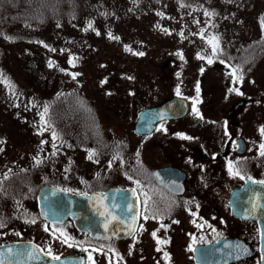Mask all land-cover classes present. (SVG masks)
I'll return each mask as SVG.
<instances>
[{"label": "flooded vegetation", "instance_id": "flooded-vegetation-1", "mask_svg": "<svg viewBox=\"0 0 264 264\" xmlns=\"http://www.w3.org/2000/svg\"><path fill=\"white\" fill-rule=\"evenodd\" d=\"M223 69L229 72L227 65ZM82 92L85 91H78V95ZM86 92L84 96L88 98ZM66 93L73 95L69 90ZM173 96L178 94L144 106L147 101L137 98L139 109L132 125L136 138L133 150L78 147L84 146L82 142L73 146L76 148L61 149L57 139L56 148L28 152L32 156L26 164L23 163L26 153L11 154L15 158L10 161L18 168L24 164L26 170H31L30 163H34L36 169L28 172L25 180L36 181L37 186L31 187L26 196L24 193L6 199L12 204V211L0 212L3 223L0 254L5 263L20 264L27 252L40 249L53 257L79 251L96 253V259L90 257L89 263L96 262L99 252H103L106 264H126L130 259L120 253L132 248L136 250L135 264H174L177 239L184 237L183 247L188 248L193 264H197L192 258L196 245H211L209 249L198 250V258L203 260L199 264H260L264 243L261 240L264 183L258 182L264 181V155H261L264 128L259 127L260 134H205L201 125L199 132L190 133L187 119L193 107L185 95L178 97L187 99L189 109L180 117H169L164 109L158 115L141 114L145 108L159 106ZM260 101L259 95L250 103L263 104ZM238 104L233 105L232 113ZM237 170L239 175H234ZM216 172H223V180L214 179ZM43 185L75 194L119 191L104 200V224L110 229L116 224L124 230L132 225V233L121 238H96L88 229H79L73 217L63 213L66 207L57 205L53 197L46 199L52 212L42 214L38 194ZM149 243L152 249L146 259ZM17 252L22 254L15 255ZM226 252L230 253V259L220 263L227 257Z\"/></svg>", "mask_w": 264, "mask_h": 264}, {"label": "rangeland", "instance_id": "rangeland-1", "mask_svg": "<svg viewBox=\"0 0 264 264\" xmlns=\"http://www.w3.org/2000/svg\"><path fill=\"white\" fill-rule=\"evenodd\" d=\"M205 1L210 5L205 6ZM197 3L203 6L195 8V11L199 12L196 15L203 16L205 19H213L212 24L215 22L216 31H218L219 25L217 20H229L223 23L226 25V30L222 39L214 40L211 37V34H215L214 30L204 29L205 20L196 25L195 19L190 21L189 28L181 27L179 32L173 31V27H169L171 34L164 38H161L162 34L160 37L157 34L151 36L144 34L137 38L139 35L135 33V36H132L127 30L125 33L130 35L128 40L131 51L120 52L121 47L119 49L118 47L116 49L108 47L104 37L95 38L93 43H96L97 46H92L91 50L96 49L98 52L87 60V66L83 64L85 57L79 55L77 45L70 47L75 50L74 53H71L68 44L63 42L58 45L56 43L59 41L58 37L51 39L47 36L49 39L44 41L56 46H54L55 48L51 47L50 50L47 49L48 44L45 43L46 45L43 46L45 49H42V53L49 57V61L44 60L45 56H42V62L39 61L38 65H44L43 68L33 71L35 82L37 81L36 76L41 79L36 82L33 89L27 90L25 87H20L18 94L21 98V93L27 92L34 98H38V91H40L42 83L50 97L54 95L51 92L55 89L63 91L73 89V93L87 91L90 99L89 103L83 101L80 104H84L81 106L83 114L80 116V121L88 118L86 126L88 124V130L91 129L89 132L92 137L90 138L83 132L87 128L85 127L71 135L57 131L55 137L53 133H43L44 136L36 133L31 136L32 141L30 142L24 135V131L18 132L12 127L14 132L8 135L6 129L3 128L5 130L0 131V144L4 147L0 150V157L11 154L20 155L21 152H24L26 154L23 163L26 164L32 156L30 155L31 150L56 148L54 140L57 139L60 140L61 145L58 147L61 149L76 148L73 146L82 142L84 146L78 147H97L112 151L133 150L136 138L132 132V125L135 111L139 109L137 98L147 101L142 104L144 106L158 98L174 94L185 95L190 99L192 104L190 106L193 107L187 119L190 123V133L199 132L202 125L204 127L201 132L205 134L219 132L240 135L260 134L259 127L264 128V29L260 22L261 14L264 12V0H201ZM77 9L83 8L77 6ZM205 12L210 15H205ZM108 23L109 20L106 21V24ZM171 24L166 23V25ZM133 26L135 27L136 24L133 23ZM142 26L140 24L138 27ZM0 31L4 32L1 28ZM200 32L205 35V39L199 34ZM254 40H258V48L254 52L245 53L244 59L249 62L243 63L244 69L238 67L236 72L232 61L237 59L235 54L239 51L234 50L238 45L246 46ZM0 41L5 40L0 37ZM215 44L220 45L219 52H226L228 58L216 55L219 52L213 53ZM16 50L22 51L20 47H17ZM110 50L118 51L119 57L112 59L113 56L116 57V53L110 54ZM9 51L8 54H11L9 62L16 70L22 69L24 72V68L27 67L26 63L29 62L18 60L15 57L14 46H11ZM86 51L91 52L90 49ZM137 53H143V55ZM209 59L212 60V63L208 62ZM50 63L51 67L48 65ZM226 65L229 67V72L223 69ZM76 73L79 75H74ZM16 74L19 72L16 71ZM19 78L17 81L21 83ZM230 89H238L239 93L230 91ZM259 95L262 96L260 102L263 104L250 103L252 98L256 99ZM240 101H243V104H239L237 110L232 113L233 105ZM209 119L210 121H207ZM4 122L6 120L0 118V129ZM35 124L37 123L35 122ZM33 157L35 156L33 155ZM113 163L111 161V164ZM24 164H22V168L25 173L22 175L25 177L28 172L29 174L31 171L33 173L36 168L34 163H30L31 170H26ZM213 177L223 180V172H216ZM28 183L27 188L21 190L17 195L26 193V196L31 187L36 189V181L35 183L28 181ZM8 198L10 197L6 199ZM4 202L5 204L0 206V212L12 211V204H8L7 200ZM182 239L184 237L177 239L172 258L174 264H193L189 258L188 248L183 247V243L185 244L186 241ZM151 249L149 243L148 249H146L148 253L146 259L149 258ZM133 250L131 248L128 252L120 253L121 256H127L130 259L126 264H135L136 250ZM103 257V252H99V259L90 264H106Z\"/></svg>", "mask_w": 264, "mask_h": 264}, {"label": "trees", "instance_id": "trees-1", "mask_svg": "<svg viewBox=\"0 0 264 264\" xmlns=\"http://www.w3.org/2000/svg\"><path fill=\"white\" fill-rule=\"evenodd\" d=\"M198 1L201 0H0V28L4 31H0V37L5 40L0 41V118L6 120L0 131L6 129L8 135L13 134L12 127H14L18 132L24 131V135L31 142V136L35 133L50 134L58 131L71 135L88 126V124L86 126L87 117L84 121H80V116L83 114L81 106L84 105L80 104L83 99L89 98H85V92H82L81 96L78 92L69 96L72 93H66L68 90L55 89L51 92L54 95L50 97L42 83L38 98L35 100H33L34 96L27 92L21 93V98L18 94L20 87H25L27 90L33 89L36 82L41 79L36 76L37 81L35 82L33 71L43 68L44 65H38L39 61L42 62V56H45L44 60L49 61V57L42 53V49H45L43 46L48 44V50L56 46L44 41L49 39L47 36L51 39L58 37L59 41L56 42L58 45L63 42L68 44L71 53L75 50L70 47L77 45L79 55L85 57L83 64L87 66V60L98 52L96 49L91 50L92 46H97L93 43V39L98 37H104L108 47L115 49L121 47L120 52H129L127 49L130 48L128 40L130 35L135 36L136 33L139 35L137 38H140L144 34L148 36L157 34L158 37L162 34L161 38H164L171 34L169 27L179 32L181 27L189 28L190 21L195 19L196 25L205 20L204 29L208 28L215 32L211 34V37L222 39L226 30V25L223 23L229 20H217L219 25L216 31L217 26L215 22L212 24L213 19H205L203 16L196 15L199 12H196L195 8L203 6L198 4ZM204 4L205 6L210 5L206 1ZM77 6L83 9L78 10ZM108 20L109 23L106 24ZM260 22L264 29V12L261 14ZM117 23L119 25H116ZM133 23L136 24L135 27ZM166 23L172 24L166 25ZM140 24L143 25L141 28H139ZM127 30L130 35H126ZM109 33L111 37L119 39L111 38ZM202 38L205 39V35H202ZM258 45V40L246 46L238 45L234 50L239 51L235 54L237 57L235 64L244 69L243 63L249 62L244 59L245 53L254 52ZM11 46H14V52L16 51L14 55L18 60L29 62L26 63L27 67L24 68V72L22 69L16 70L9 62L11 54L8 53ZM17 47H20L22 51H17ZM87 49L91 52L86 51ZM117 52L110 50V54L116 53V57L113 56L112 59L119 57ZM216 55L228 56L226 52H219ZM28 57L30 59H27ZM16 71L19 74H16ZM18 77L21 83L17 81ZM69 91L72 92V90ZM45 107L48 109L47 113H44ZM42 113L44 114L43 119L41 118ZM90 130L87 127L83 132L91 138ZM3 147L0 144V150ZM11 158L15 157L9 155L0 157V206L5 204L4 200L7 197L16 196L29 184L22 175L25 173L24 168H18L16 163L10 161Z\"/></svg>", "mask_w": 264, "mask_h": 264}, {"label": "water", "instance_id": "water-1", "mask_svg": "<svg viewBox=\"0 0 264 264\" xmlns=\"http://www.w3.org/2000/svg\"><path fill=\"white\" fill-rule=\"evenodd\" d=\"M241 103V102H240ZM239 103V104H240ZM162 109L168 110L169 117H177L184 114L189 109L188 101L182 97H173L167 102L154 107H149L144 109L141 114H149L156 113L162 114ZM156 117V116H155ZM162 117V116H161ZM159 118V117H158ZM155 118V119H158ZM240 191V190H239ZM238 191V192H239ZM117 190H108L102 193H90L87 195L82 194H74L67 190H62L56 187L51 186H41L39 191V207L40 212H52L51 205L49 201H46L47 198L53 197L57 200V205L61 207H66V210L63 212L64 214H70L75 223L77 224L78 228L81 230L88 229L92 236L101 238V239H108V237L112 236L113 238H121L125 236H129L132 233L133 226L131 225L127 227L129 230H124L123 227H118V225H114L110 228H106L104 224V212L102 210L103 203L105 198L110 195L117 193ZM238 194V193H237ZM236 194V195H237ZM45 200V201H42ZM48 206L49 208H42ZM54 210V209H53ZM76 216V217H75ZM126 231V233L124 232ZM261 240H264V233H261ZM12 245V244H9ZM211 245H199L196 246L193 250L194 252V259L196 262L201 263L203 262L202 259L198 258V250H206L211 248ZM2 246H0L1 248ZM29 252L32 253L31 259L25 255L24 259L20 262V264H88V257L89 254L85 251L74 252L71 254H66L63 256H59V259H54V257L47 255L46 253L42 252L40 249L34 252V250H30ZM227 257H224L220 263L228 261L230 259V253H224ZM94 258V254L91 255ZM260 260L261 264H264V243L262 248L260 249ZM8 264V263H5ZM11 264H18L13 263Z\"/></svg>", "mask_w": 264, "mask_h": 264}, {"label": "snow or ice", "instance_id": "snow-or-ice-1", "mask_svg": "<svg viewBox=\"0 0 264 264\" xmlns=\"http://www.w3.org/2000/svg\"><path fill=\"white\" fill-rule=\"evenodd\" d=\"M205 15H210V13L205 12ZM89 27H91V23H89ZM165 31H166V30H165ZM181 35H183V34L181 33ZM109 36L111 37V33H109ZM111 38L119 39L118 37H111ZM213 39L215 40L216 38L214 37ZM126 47H127V46H126ZM127 50L131 51L130 48L127 49ZM218 50H219V49H218V44L213 45V53L215 54ZM137 54H138V55H143V53H137ZM70 62H71V61H70ZM208 62H209V63H212V60L209 59ZM49 66H50V67L52 66L51 63L49 64ZM74 75H79V73H76V74H74ZM237 79H240V77H237ZM230 91H236V92L239 93V90H238V89H230ZM240 94H242V93H240ZM47 111H48V109H47V107H45V109H44V113H47ZM194 111H196V110L194 109ZM197 114H198V112H197ZM41 118H42V119L44 118V114H43V113L41 114ZM45 123H47V121H45ZM261 131L264 132V129H261ZM55 135H56V134L53 133V136H54V137H55ZM261 148L264 149V144L261 145ZM261 155H264V151L261 152ZM89 158H91V154L89 155ZM230 169H231V165H230ZM233 174H234V175H239V171L237 170V171L234 172ZM129 178L131 179V177H129ZM137 183H139V181H137ZM258 183H264V181H260V182H258ZM145 197H146V199H145V204H147V199H148V198H147V194H146V193H145ZM145 219H148V217L145 216ZM0 227H3V223H2V222H0ZM105 227H107V225H105ZM161 227H163V225H161ZM155 235H156V233L153 232V236H155ZM64 242H65V243L67 242V237L65 238V241H64ZM158 250H159V249H158ZM8 252H9L10 254H12V250H11V248L8 249ZM21 254H22V253H19V252L15 253V255H21ZM26 255L28 256L29 259L33 258L31 252H27ZM54 259H57V260H58L59 257H54ZM0 264H5V259L2 258V254H0ZM8 264H11V261H9Z\"/></svg>", "mask_w": 264, "mask_h": 264}]
</instances>
